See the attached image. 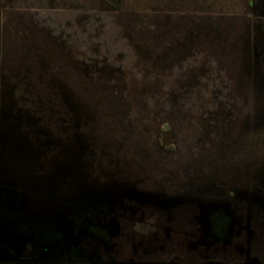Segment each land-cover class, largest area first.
<instances>
[{
    "label": "flooded vegetation",
    "instance_id": "af4514ba",
    "mask_svg": "<svg viewBox=\"0 0 264 264\" xmlns=\"http://www.w3.org/2000/svg\"><path fill=\"white\" fill-rule=\"evenodd\" d=\"M9 1L11 4L5 5L30 6L25 3L27 0ZM36 1L46 2L45 6L52 3L57 8L146 11L143 7L133 9L129 0ZM205 2L185 0L183 5H175L176 8L170 11L194 16L208 15L211 11L225 18L233 17L228 28H237L244 21L247 29L241 35L234 30L229 37V46L232 47L222 57H212L206 64L198 57L204 46L200 48V40L195 39L190 57L176 53L174 64L170 58V73L157 74L144 84L148 91L144 95L161 102L153 110L156 116L166 118V125H161L159 120L153 130L145 126L142 129V120L137 125L133 123L140 106L136 104L137 92L132 94L126 119L131 131L153 130L152 133L158 134L153 138L154 149L151 146L145 148L143 159H125L123 146L116 151L113 146L106 147L105 143L109 144L106 140L97 144L94 138L96 134H102L97 130L101 129L103 121H91L90 109L96 112V120L101 114L93 103L89 108L80 102L79 109L75 110L69 102H77V97L72 95L70 100L64 97L60 106L65 103L70 111L69 116L64 117L61 107L58 112L43 107L45 104L41 105L37 97L32 102L38 109L33 112L25 108L29 106L26 98L19 95L20 82L8 79L14 88L17 108L26 110L36 122L34 128L30 126L33 128L31 135L35 142L41 140L46 144V157L47 154H60L65 149L71 155L68 160L78 156L75 151L80 155L78 163L75 162L73 178L66 180L68 184L74 180L73 186L71 189L65 186L63 193L52 197L66 204L55 216L57 229L47 224L49 214L46 211L40 213V209L51 202L48 195L33 194L31 186L25 183L29 188L18 190L22 196L12 198L15 203L8 217L13 229L9 239L3 238L11 246V258L0 264H264V0H236L234 9L226 7L221 0L208 8ZM1 16L0 12V77L6 78V50L9 51L11 46H8V29L3 28ZM179 23L180 20H176L174 24L173 36L176 32L179 34L174 40L187 38L190 43L186 34L193 35L201 30L194 22L187 21L178 28ZM126 27L132 26L127 22L122 26L123 30ZM172 28L170 26L169 31ZM201 34L202 44L208 42V32ZM132 52L133 49L128 56ZM236 52L240 53L238 59H227ZM189 62H193L195 69L205 64V69H197L204 71L180 74L179 67L185 69ZM158 67L159 72L164 71L161 64ZM238 76L246 79L245 82H240ZM122 80L128 87L130 78L127 81L125 73ZM69 88L66 87L71 92L73 89ZM248 88L249 96L246 94ZM128 90H138V87H128ZM165 92H170L171 102L164 101L163 104L161 99L165 98ZM220 97H224L222 102ZM216 101H220L223 116L206 123L204 114L215 110ZM41 109L46 111L47 117L42 115ZM138 114H141L140 110ZM77 117L80 118L78 121ZM205 126L207 131L204 133L201 130ZM47 128L51 136L46 133ZM68 140H72L69 144L74 146L66 148ZM198 140L200 144L195 147L194 142ZM154 153L159 157L163 155V158L183 153L189 157L188 165L211 167L215 173L207 182L213 187L200 193L197 192V182L195 187L187 185L183 195L173 191L176 194L171 196L172 188L177 185L171 181L167 183L166 179L170 178L172 171H158L157 165L153 169L149 165L143 167V164L152 163H146V157ZM69 165L66 163L65 169ZM35 203L42 205L38 207ZM40 216L43 226L34 230L32 220ZM40 234L43 236L37 237Z\"/></svg>",
    "mask_w": 264,
    "mask_h": 264
},
{
    "label": "rangeland",
    "instance_id": "374dc122",
    "mask_svg": "<svg viewBox=\"0 0 264 264\" xmlns=\"http://www.w3.org/2000/svg\"><path fill=\"white\" fill-rule=\"evenodd\" d=\"M18 1L21 2V0ZM184 1L129 0V3L133 5V9L140 7L146 9L144 13H140L134 10L111 11L105 9L79 10L77 8H57L52 3L50 6H45L46 2L38 3L36 0H27L25 3L30 5L27 7H12V5H5V3L11 4V1L0 0L1 21L3 22L2 25H4L3 28L6 27L8 29L6 37L8 38V46H11L9 51L6 50V69L8 75L6 78L0 77V86L2 89L5 85V91L9 97H6V103H12L16 106L14 114L21 113L23 119L26 121L24 130L29 132L30 136L29 139H21L19 145L22 149L29 148V151L26 150L25 152L29 155L28 160L30 158L33 161L31 164H34L37 160L42 164L43 167H41L43 169L39 166L36 174H34L35 176L42 175L45 171L48 173V169L52 170V166L54 168L56 166L60 172L62 165L65 166L66 163L71 164V166L67 167L65 171L74 170L75 162L78 163L80 153L79 151H75L78 156L72 158V160H68L67 158L71 155L66 152V149L64 152L52 156L48 155V151H46L47 157L44 155L43 157L40 156V158L42 157L41 159H38V154L45 152L46 144L41 140L35 142L36 139L32 137L31 134L36 122L26 110L17 108L16 100L13 97L14 88L12 84H9L10 82H7L8 79L10 81L14 79V83L15 81L20 82L18 85L19 95L22 98L23 96L26 98V104L28 103L29 106L26 105L25 108L33 112H36L38 109L32 102L37 97L40 103L42 102L41 105L45 104L42 105L43 107L56 110V112L60 110L61 99L65 97L67 100H70L72 95L77 97V102H73L72 100L69 102L73 109L76 108L78 110L80 102L82 106H88L89 108L90 104L93 103L94 108L100 110L101 114L100 119L96 120L98 117L96 112L94 109H90L93 117H90L91 121L96 123L103 121L101 129L97 130H101L102 134H96L97 137L94 138L97 144L100 141L103 144L106 140L109 143H105L106 147L113 146L117 149L116 151L123 146L124 150H126L124 153L125 159L129 160L133 157L143 159L145 158L146 149L151 146L153 150L155 147L152 145L153 138L157 137L158 134L156 132L152 133V131L157 126L158 121H161V125H166L164 123L166 118L159 115L156 116V112L153 110V107L156 106L157 109V106L161 102L158 99H149L144 95L148 92L144 89L147 87L144 84L150 78H155L157 74L165 75L170 73L171 64H174V61L177 60L176 53H179L178 55L181 56L183 55V57L187 55L190 57L192 52L191 47L193 46L192 42L195 39L201 41L198 40L200 48L204 46V50L199 51L198 57L201 58L202 63L206 64L212 57H222L232 47L229 46V37L234 33V30L236 32L239 31L238 35H241L244 29H247L244 21L241 22L242 25L238 24L237 28H228V24L234 21L233 17L228 16L225 18L224 15H215L211 11H209L208 15L200 14L196 16L170 11L173 10L171 8H176L175 5H183L182 2ZM218 1L206 0L205 7H214ZM235 1L221 0V3L225 4L226 7L234 9ZM166 4L170 5L165 6ZM176 20H180L178 28L183 23L189 21L190 23L194 22L193 24L197 26L199 24L201 30L198 33L195 31L193 35L186 34L190 43L186 40L187 38L174 40V37H178L179 35L176 32L173 36ZM127 22L132 27H126L123 30L122 26L124 24L127 25ZM170 26L173 27L171 31H169ZM203 31L208 32V42L202 44L201 33ZM169 34L170 37L168 39ZM132 49L134 52L128 56ZM239 56L240 53L236 52L230 54L227 59L233 60L234 57L238 59ZM107 57L112 58V60H108ZM170 58H173L172 63ZM219 61L221 62V59ZM193 62H189L185 69L179 67L180 74L200 73L204 71L197 69H201V67L205 69V64L195 69L192 65ZM158 64H161V67L164 69L163 72H159L160 67H158ZM244 69L241 75H243ZM123 73H125L127 81L130 78L128 87H138V90H128L125 84L126 81L123 82L122 80ZM227 73L231 74L229 71ZM238 79L240 82H245L246 80L239 76ZM257 86L259 88V85ZM66 87H71L73 90L70 92ZM74 87H77L79 90ZM135 92L138 94L136 104L138 105L139 103L138 106H140L139 110L141 114H138L139 110H137L138 112H136V118H133V123L136 122L137 125L142 120L144 123L142 129L144 126L146 128L152 127V131L139 132L137 129L131 131V126L126 121L128 117V101L131 100L132 94L134 95ZM249 92L250 89L248 88L246 90L248 96ZM258 92L260 93L261 90ZM169 94L170 92H165V98L161 99L163 104L164 101L165 103L171 102ZM227 94L229 95L228 91H226L228 98ZM219 100L222 102L224 97H220ZM220 101H216L214 111L204 114L203 120H206V123L218 120L220 118L219 115L223 116L220 112L223 109L219 106ZM61 108V111L64 110L63 113H65L62 116H69L68 105L66 106L64 103ZM225 111L227 112V110ZM149 112L150 114L147 115ZM41 113L42 115H46L45 117L48 116L44 109H41ZM76 119L78 121L80 118L77 117ZM46 124L48 126V122ZM30 126L33 128H30ZM48 128L46 133L51 136ZM201 131L205 133L207 127L204 130L202 128ZM71 133L72 135L74 134L73 132ZM77 133H75L76 136H84L82 134L77 135ZM46 141L51 143L50 140ZM70 141L72 140H68L66 148L74 146L72 143L69 144ZM159 143L161 144V141ZM199 144V140L194 142L195 147H198ZM30 147L38 150L30 154ZM70 152L72 153L73 151L70 149ZM194 156L196 155L194 154ZM188 160L189 157L183 153H178L177 155L169 154L166 158H163V155L159 157L156 154H148L146 163L148 161L152 163L143 164V167L145 168L149 165L153 169L157 165L158 171H172L170 178L166 179L167 183L171 181L177 185L176 188H172L170 192L171 196L176 193L177 195H183L187 185L195 187L198 185L196 184L197 182H199L197 192L202 193V191L205 192L211 189L213 184L207 181L211 174L214 176L215 172L212 168L203 165H188ZM27 166L29 169L33 168L31 165ZM34 179H37L36 182L38 181V177ZM9 184L11 186L15 185L12 181ZM43 184L46 185L45 182ZM7 188L8 186H5V189ZM39 188L41 189V184ZM192 190H195V188ZM173 191H176V193H173ZM15 196L13 193V195H10V198H14Z\"/></svg>",
    "mask_w": 264,
    "mask_h": 264
},
{
    "label": "water",
    "instance_id": "95a60500",
    "mask_svg": "<svg viewBox=\"0 0 264 264\" xmlns=\"http://www.w3.org/2000/svg\"><path fill=\"white\" fill-rule=\"evenodd\" d=\"M6 97L9 98L5 91V85L2 89L0 86V238L2 239L0 242V262L2 263L11 258V246L7 240L3 241V238L9 239L10 233L13 229L11 220L8 217L11 211V206H14L15 203V201H12V198H10V195H13V191L17 190L14 194L19 195L20 193L18 190H27L29 187H27L25 183H28L32 188L33 194L48 195L51 202H48L44 207L46 209H40V213L46 211L47 214H49V223L47 224H51L50 227L57 229L58 219L55 216L63 210L61 207L66 204L61 203L59 200L55 201L52 197L63 193L65 186L71 189L73 186L71 184H74V180L70 184L66 182L67 179L71 180L73 178L72 174L74 173V170L65 171V166L63 165L60 172L56 166L55 168L52 166V170L50 169L48 173L44 172L39 176L34 175L36 174V170L39 166L41 167L42 164H40L38 160L34 164H31L33 161H31L30 158L28 160L29 155L25 152L26 150L29 151V148L22 149L20 147L19 141L21 139H29L30 134L24 130L26 121L23 119V115L21 113L14 114L16 106L12 103H6ZM36 150L38 149L30 147V154ZM43 155H45V152L39 153L38 159H41L42 157L40 158V156ZM27 165H31L33 168L29 169ZM35 177H38V183L36 182L37 179H34ZM11 181L14 182L15 185L11 186L9 184ZM43 182H45L46 185L43 184ZM40 184L41 189L39 188ZM5 186H8V188L5 189ZM41 205V203H35V206L41 207ZM68 207L71 208L72 205L68 204ZM43 223L41 216L35 218L32 220V228H34V230L42 228ZM42 236L40 234L37 237ZM38 241H40V245L43 244L41 240L38 239Z\"/></svg>",
    "mask_w": 264,
    "mask_h": 264
}]
</instances>
